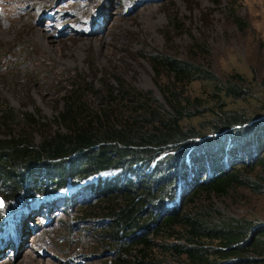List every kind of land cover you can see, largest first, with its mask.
<instances>
[{"label":"trees","instance_id":"16d2710c","mask_svg":"<svg viewBox=\"0 0 264 264\" xmlns=\"http://www.w3.org/2000/svg\"><path fill=\"white\" fill-rule=\"evenodd\" d=\"M190 49L208 55L202 43ZM148 61L168 79L159 83L160 99L118 76L100 79V85L77 77L55 110V129L2 102L0 194L15 199L27 175L40 171L47 176L33 180L36 190L96 176L101 180L91 188L99 199L83 212L106 219L95 238L116 252L111 264H165L164 256L175 259L172 264H264V222L226 214L211 197L238 186L264 192L263 174L255 169L264 168V117L224 103L197 109L201 97H186L183 83H208L210 99L217 101L219 93L234 100L248 95L221 81L206 60L155 51ZM204 115L206 124L186 126ZM125 171L123 182L116 175ZM201 194L206 197L199 202ZM165 232L173 240L163 239Z\"/></svg>","mask_w":264,"mask_h":264},{"label":"rangeland","instance_id":"374dc122","mask_svg":"<svg viewBox=\"0 0 264 264\" xmlns=\"http://www.w3.org/2000/svg\"><path fill=\"white\" fill-rule=\"evenodd\" d=\"M194 42L206 45L208 55L192 51ZM155 51L206 60L221 81L248 93L238 100L219 93L217 101L218 96L210 99L208 83H183L186 97H201L197 109L224 103L256 119L264 117V0H0V104L6 101L55 129V110L77 77L94 78L100 85L118 76L160 99L159 83L168 79L153 72L148 55ZM208 119L190 118L185 124L198 127ZM29 134L39 139V133ZM259 152L264 157V149ZM255 169L264 179V168ZM119 172L124 182L127 172ZM46 176L28 174L13 200L0 194V264H111L116 252L95 238L106 219L97 211L83 212L98 201L91 185L101 178L36 190L33 180ZM211 197L226 214L264 222L262 191L238 186L223 197ZM184 205L182 200L179 206ZM162 235L173 240L167 232ZM163 260L172 264L175 259Z\"/></svg>","mask_w":264,"mask_h":264},{"label":"bare ground","instance_id":"6f19581e","mask_svg":"<svg viewBox=\"0 0 264 264\" xmlns=\"http://www.w3.org/2000/svg\"><path fill=\"white\" fill-rule=\"evenodd\" d=\"M22 232H23V231H21V236L23 237ZM22 237H21L22 241H21L20 244H19L20 248H22V247L24 246V243H25V241L23 240ZM11 240H12V239H11ZM3 248H4V244L0 245V250H3ZM2 254H3L2 251H0V256H1Z\"/></svg>","mask_w":264,"mask_h":264},{"label":"snow or ice","instance_id":"6c2138e0","mask_svg":"<svg viewBox=\"0 0 264 264\" xmlns=\"http://www.w3.org/2000/svg\"><path fill=\"white\" fill-rule=\"evenodd\" d=\"M0 206H2V205H0Z\"/></svg>","mask_w":264,"mask_h":264}]
</instances>
